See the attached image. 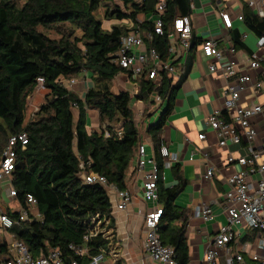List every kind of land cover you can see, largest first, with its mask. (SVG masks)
I'll return each mask as SVG.
<instances>
[{
  "label": "trees",
  "instance_id": "1",
  "mask_svg": "<svg viewBox=\"0 0 264 264\" xmlns=\"http://www.w3.org/2000/svg\"><path fill=\"white\" fill-rule=\"evenodd\" d=\"M167 1L163 36L148 41L146 34L153 27L157 0H122L124 11L112 7L115 0H0V157L10 137L25 133L24 148L18 146L15 150L10 184L16 192L14 201L24 205L27 196H32L41 216L40 220L28 217L6 233L0 232V259L12 257L8 236L23 243L34 258L58 250L64 264H89L92 257L104 256L109 250L110 241L102 232L106 222V230L113 227L106 189L84 184L78 173L84 164L86 173L103 176L109 185L125 191L126 173L139 133L125 95L110 92L111 81L118 74L125 72L131 78V72L113 64L109 57L116 52L121 36L139 31L147 47L167 60L172 21L192 12L190 0ZM103 4L107 6L105 20L117 21L108 31L102 29L95 16ZM242 13L245 28L257 39L264 36V18L246 8ZM229 31L232 47L244 49L239 31ZM51 32L57 38L50 37ZM191 36L175 84L168 81L158 87L145 74L132 80L138 88L137 100L147 102L150 95L163 96L159 118L148 128L160 173L162 129L203 43ZM84 73L91 75L94 85L82 98L60 82L78 79ZM38 78L44 80L45 102L26 121V100L37 88ZM88 110L98 115L99 127L91 134L86 130ZM222 117L229 120L226 113ZM175 179L181 183L177 171ZM180 187L166 189L162 180L158 182V204L163 209L158 238L162 245L173 249L176 264H188L187 217L174 202ZM6 212L16 218L11 209ZM102 221L101 226L96 225ZM175 222L181 225L175 226ZM72 247L86 248L87 256L75 255Z\"/></svg>",
  "mask_w": 264,
  "mask_h": 264
},
{
  "label": "crops",
  "instance_id": "2",
  "mask_svg": "<svg viewBox=\"0 0 264 264\" xmlns=\"http://www.w3.org/2000/svg\"><path fill=\"white\" fill-rule=\"evenodd\" d=\"M191 1L195 9L190 15L194 38L204 41L212 37L217 41L218 48L224 51L232 46L230 31L223 28L219 17V11L225 6L232 17L231 29L239 31L244 45V49L235 50L230 60L236 64L239 73L246 71L248 57L253 53L262 60L261 67L264 66V48L257 49L256 36L245 28L242 21L235 19L236 14L243 12L244 8L251 11L247 6L250 0H199L198 6L195 5L194 0ZM252 1L260 5L264 4V0ZM183 63L181 66L179 63L177 65L176 62L174 63L178 72ZM211 63L214 61L205 58L198 48L191 70L175 95L173 109L168 115L161 135L170 155L175 158L172 168L163 169L161 172L163 186L171 189L181 185L174 202L180 212L187 217L185 238L188 245V264H208L205 253L209 248L214 249L212 240L219 228L227 222L223 208V194L227 190L225 181L240 170L237 165H228L225 157L228 152H232L234 157L245 154L241 146L219 148L215 134L208 127L209 116L222 107V94L227 82H234L233 79L226 81L219 74H209L208 67ZM247 74L253 81L260 78L257 71H248ZM74 81L71 91L80 98L84 97L85 92L94 85L89 73H84ZM164 83L166 81H163L162 85ZM110 92L114 96L125 95L139 133L138 144L143 145L144 159L148 161L154 156V145L148 128L158 120L163 109L162 104H156L155 94L150 95L147 102L137 100L138 88L125 72L118 74L111 81ZM241 97L242 103L246 104L264 102V92L255 93L250 86L243 89ZM156 113L158 114L155 116ZM86 124V130L90 134L99 127L96 111H87ZM252 125L258 133L255 145L259 149H264V122L257 117L253 119ZM199 134H203L205 139L199 140ZM136 148L126 173L125 191L132 197L128 207L123 211L117 210L116 205L119 203L117 189L111 185L106 190L113 227L106 230L108 223L105 221L102 232L109 239L110 244L100 264H161L150 260L142 249L145 234L144 217L154 208V204L146 203L142 197L143 172L137 168ZM208 168L213 169L212 178L205 179ZM149 169L150 166L145 164L144 171ZM176 171L181 178L180 184L175 179ZM4 203L1 202L3 208L11 209L12 212L19 207L15 201L6 200ZM203 207L211 209L213 214L211 220L201 219L199 212ZM103 221L96 225L101 226ZM174 225L180 226L181 222H175ZM235 231L236 237L227 249L217 250L214 264H264V250H258L256 234L243 227H235ZM11 239L7 237V241ZM237 254L242 257L240 263L232 260ZM252 256H257V260L254 261Z\"/></svg>",
  "mask_w": 264,
  "mask_h": 264
},
{
  "label": "built area",
  "instance_id": "3",
  "mask_svg": "<svg viewBox=\"0 0 264 264\" xmlns=\"http://www.w3.org/2000/svg\"><path fill=\"white\" fill-rule=\"evenodd\" d=\"M143 2V0H139ZM247 6L256 16L264 18V4H257L250 0ZM168 1L157 0L153 18L152 30L146 34L148 41L154 37L163 36L164 22L162 17L167 12ZM189 8L194 9L193 2L190 0ZM219 17L224 29L232 28V17L226 10V7L219 11ZM236 20L243 21V13L236 14ZM192 35V24L190 16H180L174 18L171 23V33L168 36L169 47L167 53L169 58L162 60L159 53L148 48L147 44L139 31H134L129 35L121 36L119 39L117 50L110 55V61L117 65L122 70L131 72L132 80L145 74L150 80H153L155 85L162 87V82L174 84L180 78V70L174 67L179 63L180 66L184 62L189 47ZM256 48H264V36L259 37L256 41ZM201 54L205 58L212 59L208 67V72L211 75L219 74L226 81L233 79L234 82H227L222 94V107L219 111L213 112L207 121L209 129L215 134L217 145L219 148H228L230 146H241L245 150V154L234 157L232 152H228L225 161L228 165H237L240 170L229 178H227V190L223 194V208L226 213V225L219 228L218 232L212 240L214 249L209 248L205 253V260L208 264H214L217 256V250L227 249L228 245L236 237L235 227H243L250 232H256V244L258 250H264V160L262 156L264 149L256 147L257 130L252 125L254 118H260L264 122V102L246 104L242 103V91L245 87L250 86L255 93L264 92V66L261 67V59L255 54H251L247 60L246 71L258 73L260 78L252 80L247 72L239 73L235 67V63L230 60V56L235 54V49L230 48L221 50L218 48L217 41L210 37L203 41L199 47ZM181 62V63H180ZM170 81V82H168ZM68 90L72 89L75 81L60 80ZM43 78L37 79V88L42 89ZM156 104H162L163 96L155 95ZM222 113L229 116L226 121L222 117ZM34 114L29 117H33ZM118 135H120L118 133ZM106 138L109 137L107 131L104 132ZM199 140H204L203 134L198 135ZM27 142L25 133H20L10 137L0 157V182L6 180L9 187L1 191L5 194V199L14 201L16 192L11 186L10 178L15 167L16 147L24 148ZM137 168L143 172L142 180V197L146 203L154 204V208L146 213L144 217V239L142 249L144 254L152 261L161 264H176L174 261V252L171 247L162 245L158 238V225L163 209L158 204V182L161 180V173L154 157L146 161L144 159V147L142 144L137 145ZM159 157L162 161L163 169L172 168L175 158L170 155L168 147L161 139L159 146ZM145 164L150 166V169L144 171ZM212 168H208L205 173V179L212 178ZM79 178L84 184H98L106 190L111 186L107 183L103 176L96 173H86L84 164L80 165L78 173ZM119 203L116 209L125 210L130 201L131 194L127 191L117 190ZM16 218L12 219L8 216L6 209L0 203V232L6 233L7 230L15 225H20L26 221L28 217L35 220H40L41 216L37 209V201L32 196H27L24 205H19L15 211ZM203 221L212 219L213 214L209 207H203L199 212ZM87 240V237L85 238ZM10 245V260L6 258L0 259V264H64L61 259V254L58 250H53L48 254L41 253L37 258H34L28 252L26 246L18 241H7ZM75 255L83 258L87 256L86 248H73ZM103 259L102 254H98L90 259L89 264H100ZM254 261L257 256H252ZM237 263L242 261L241 255H235L232 258ZM68 264H78L76 261H71Z\"/></svg>",
  "mask_w": 264,
  "mask_h": 264
},
{
  "label": "rangeland",
  "instance_id": "4",
  "mask_svg": "<svg viewBox=\"0 0 264 264\" xmlns=\"http://www.w3.org/2000/svg\"><path fill=\"white\" fill-rule=\"evenodd\" d=\"M194 3L197 6L200 4L199 0H194ZM112 7L116 8L118 10L124 11V5H123L122 0H115V3H114V5H112ZM106 9H107V6L103 4L102 6H100L99 10L96 12V15H95L96 19L101 21L102 29L104 31H108L112 25H115L117 23L115 18H113L111 20H105L104 13H105ZM193 11H195V9ZM50 37L57 38L55 32H51ZM45 93H46L45 90L36 88L34 90V92L27 98L26 108H25V120L26 121L29 119V116L32 114H35L38 111L41 104H43L45 102L44 101ZM157 114L158 113H156L155 116ZM152 117H154V115ZM0 186H1L2 190H4L6 187H9L6 180L1 181ZM1 202H3V203L6 202L5 194L3 191H1V195H0V203ZM4 204H6V203H4Z\"/></svg>",
  "mask_w": 264,
  "mask_h": 264
}]
</instances>
